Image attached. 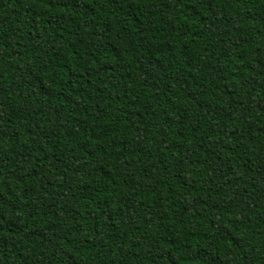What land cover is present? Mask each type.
Here are the masks:
<instances>
[{
    "label": "trees",
    "instance_id": "1",
    "mask_svg": "<svg viewBox=\"0 0 264 264\" xmlns=\"http://www.w3.org/2000/svg\"><path fill=\"white\" fill-rule=\"evenodd\" d=\"M0 264H264V0H0Z\"/></svg>",
    "mask_w": 264,
    "mask_h": 264
}]
</instances>
